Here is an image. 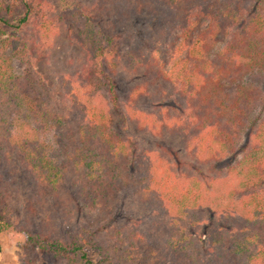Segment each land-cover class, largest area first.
<instances>
[{
	"label": "trees",
	"instance_id": "obj_1",
	"mask_svg": "<svg viewBox=\"0 0 264 264\" xmlns=\"http://www.w3.org/2000/svg\"><path fill=\"white\" fill-rule=\"evenodd\" d=\"M4 34L30 63L0 65V98L65 156L0 132L23 264H264V117L242 141L256 98L233 85L264 75V0H0Z\"/></svg>",
	"mask_w": 264,
	"mask_h": 264
},
{
	"label": "rangeland",
	"instance_id": "obj_2",
	"mask_svg": "<svg viewBox=\"0 0 264 264\" xmlns=\"http://www.w3.org/2000/svg\"><path fill=\"white\" fill-rule=\"evenodd\" d=\"M9 1V0H6ZM235 1V0H233ZM7 28V27H5ZM6 34L0 36V65H7L10 64L12 67V70L15 74H22L24 73V69L28 67L29 61L28 58L25 59V55H23L24 48L18 47L16 48L15 45L10 43L8 40H6ZM221 46V44H220ZM218 47V46H217ZM71 54H77L79 50L77 48H72L69 50ZM60 53H63V51H60ZM58 53V54H60ZM3 63V64H2ZM38 71L43 72L42 69L37 67ZM44 78H49L48 73H44ZM234 86H243L244 93H252L254 94L256 101L254 103V106L251 110V112L248 115V121L246 123V126L243 130V138L242 141L245 139V133L248 129V127L252 124L253 120L255 122L259 121V118L264 117V75L261 76L257 72H253L251 74H246L245 77L240 79V82H236L233 84ZM249 95V94H248ZM2 100V104L0 102V121L2 122V127L0 129L1 131L10 132V135H18L22 134V130L18 127L21 124V120L25 121L24 128H35V131H38V136L35 138L36 146L40 147L42 146V153L43 156L51 161H57L59 163L63 158H65L64 155H62L61 152L57 153V148L54 147V135L55 131L53 128V125L51 123L44 124L43 120L40 118V114H43L42 110H37L34 108L32 111L24 110V107L21 109V113H18L15 115L12 112L13 106L7 105L8 103H11V99L8 97L5 103V97L0 98ZM4 100V101H3ZM28 113V118L25 119V113ZM19 116V119L17 117ZM29 123V125H27ZM255 124V123H254ZM26 139L28 138V135L24 136ZM21 139L24 140L22 137ZM0 144L2 146L6 145V142L4 140H1ZM159 144V143H158ZM8 146L1 148L0 146V154L1 150H5ZM156 147V146H155ZM233 157L227 159L226 161L221 162L216 167L219 169H223L226 166L230 167L234 164V158ZM226 163V164H225ZM228 164V165H227ZM28 185H30L29 182H27ZM17 217L20 212L16 209V212L14 213ZM14 217V218H15ZM108 224L111 222L107 221ZM10 238L9 234L4 233L0 235V264H23V257L24 254L21 250V248L14 244ZM41 264H44L43 258L41 261Z\"/></svg>",
	"mask_w": 264,
	"mask_h": 264
}]
</instances>
